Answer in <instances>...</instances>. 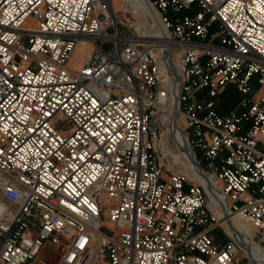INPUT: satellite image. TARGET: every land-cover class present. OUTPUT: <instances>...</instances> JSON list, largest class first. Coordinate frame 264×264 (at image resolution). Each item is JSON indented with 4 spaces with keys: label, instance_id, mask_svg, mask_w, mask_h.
I'll return each instance as SVG.
<instances>
[{
    "label": "built area",
    "instance_id": "built-area-1",
    "mask_svg": "<svg viewBox=\"0 0 264 264\" xmlns=\"http://www.w3.org/2000/svg\"><path fill=\"white\" fill-rule=\"evenodd\" d=\"M150 1L166 38L114 0H0V264L59 246L57 264H262L217 241L204 184L162 162L156 118L179 61L189 146L263 248L264 0ZM227 87L242 98L221 111Z\"/></svg>",
    "mask_w": 264,
    "mask_h": 264
},
{
    "label": "bare ground",
    "instance_id": "bare-ground-1",
    "mask_svg": "<svg viewBox=\"0 0 264 264\" xmlns=\"http://www.w3.org/2000/svg\"><path fill=\"white\" fill-rule=\"evenodd\" d=\"M130 6L131 11L138 14V24L143 29L142 32L152 38H166L168 37L166 29L161 22L160 13L154 8L150 0H125ZM151 16L152 21L146 20V17ZM146 26V28H143ZM178 53V51H176ZM177 60L175 54L172 55ZM180 62L176 61L173 66V76L171 83L173 85L170 95V100L166 104V109L169 115H159L160 120L169 117L168 125L170 135L166 134L164 139H170L180 152V154L187 160L189 167L184 169L193 180L199 181L204 184L208 191L210 208L220 215L221 225H223L241 245H243L248 253L256 260L264 264V250L262 247L257 246L251 239L252 233L249 232L245 219L238 213L230 211V201L226 198L224 191L221 190L220 185L215 180L214 175L208 174L197 160L195 153L189 146L187 134L183 124H181L182 114L179 110V73ZM176 119L172 125V121ZM164 150H168L165 146ZM169 154V152L167 151Z\"/></svg>",
    "mask_w": 264,
    "mask_h": 264
},
{
    "label": "rangeland",
    "instance_id": "rangeland-1",
    "mask_svg": "<svg viewBox=\"0 0 264 264\" xmlns=\"http://www.w3.org/2000/svg\"><path fill=\"white\" fill-rule=\"evenodd\" d=\"M114 4H115L116 11H117V13H119V15H121L123 18L131 21V23H135L136 25H138V14H135L133 11H131L130 6L125 2V0H114ZM146 20L152 21L151 16L147 15ZM24 25L33 26V27L36 26V21H35L34 17L29 16L24 21ZM108 46H109L108 43L105 44L106 48ZM85 55H86V51L83 48H80L77 51V53L74 55L73 59L71 60V65L75 68H79L80 65L82 64L84 58H85ZM161 114L168 116L169 111L166 108L160 109L157 112V118H156V123H157L158 131H159V140L157 142V148L160 150L162 149L161 151H163L162 162H163L164 166L171 171L185 173L184 169L188 168L189 164H188L187 160L180 154V152L178 151V149L174 145L173 141H171L170 139H164L166 137V134L170 133L169 125L167 123L169 120V117H166L164 120H160L159 115H161ZM176 121L177 120L174 119L172 121L171 125ZM56 124L60 128H63V129L70 130L72 128V124H71L70 120L65 118V117H56ZM181 124H183V127H185L183 117L181 118ZM164 146L168 150L165 151L163 148ZM167 151L169 152V154L167 153ZM204 170L206 172H208L207 169H204ZM208 174L211 175L212 171H209ZM212 175H214V174H212ZM189 180H191V179H189ZM215 180L218 182V184L220 185V188L222 190L220 181H218V179L216 177H215ZM191 181L197 182L195 180H191ZM103 201H104V203L107 202V196L105 194L103 195ZM215 217L220 222V225L218 226V228H216L212 232V234L215 236L217 241H223L226 238H231L230 232L223 225H221V220L219 218L220 215H217V213H215ZM242 218L245 219V221L247 223V227L249 229V232L252 233L251 236H253L254 227H253L251 220L247 216H243V215H242ZM102 228L105 231H110V224L105 221V222H103ZM252 241L255 243V239H252ZM262 249L264 250V246ZM64 251H65L64 246L51 247V248L45 249V251L42 254V262L43 263L39 262V264H57L59 262L61 255L64 253Z\"/></svg>",
    "mask_w": 264,
    "mask_h": 264
},
{
    "label": "trees",
    "instance_id": "trees-1",
    "mask_svg": "<svg viewBox=\"0 0 264 264\" xmlns=\"http://www.w3.org/2000/svg\"><path fill=\"white\" fill-rule=\"evenodd\" d=\"M242 95L233 87L225 88L218 96V109L228 110L236 106Z\"/></svg>",
    "mask_w": 264,
    "mask_h": 264
},
{
    "label": "crops",
    "instance_id": "crops-1",
    "mask_svg": "<svg viewBox=\"0 0 264 264\" xmlns=\"http://www.w3.org/2000/svg\"><path fill=\"white\" fill-rule=\"evenodd\" d=\"M48 254V253H47ZM39 264V263H38Z\"/></svg>",
    "mask_w": 264,
    "mask_h": 264
}]
</instances>
